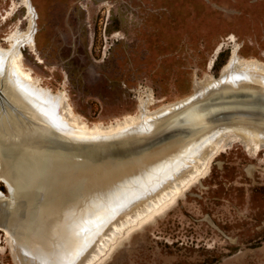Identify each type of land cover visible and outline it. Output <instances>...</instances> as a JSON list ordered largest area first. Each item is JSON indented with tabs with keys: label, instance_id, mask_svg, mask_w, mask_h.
<instances>
[{
	"label": "rangeland",
	"instance_id": "374dc122",
	"mask_svg": "<svg viewBox=\"0 0 264 264\" xmlns=\"http://www.w3.org/2000/svg\"><path fill=\"white\" fill-rule=\"evenodd\" d=\"M31 2L33 9L29 13L24 0H0L2 46L10 48L11 42L4 41L7 37L17 39L26 68L43 87L54 93L63 92L74 112L89 125H111L131 115L140 116L144 123V129L133 126L119 136L85 141L106 144L103 148L87 145L69 153L77 165L81 161L100 162L97 157L117 162L98 176L109 171L122 173L132 162L142 160L140 157L131 161L134 155L162 151L168 144L192 141L200 133L172 127L175 117L166 118L175 110L171 115L152 118L143 115L142 101L148 111L155 112L191 97L195 79L204 80L207 75L219 78L235 50L242 59L264 65V0ZM30 40L34 48L29 46ZM214 93L217 91L190 103L204 102ZM228 113L217 110L212 118L222 122ZM158 124L162 127L154 135ZM129 134L138 135L137 141L123 139ZM175 154L121 189L91 199L88 209L66 213L64 222L51 227L48 237L40 241L37 253L51 264H88L101 242L99 233L106 234L110 218L122 213L116 211L99 218V209L106 202L123 201L130 196L134 202H142L146 191L151 196L177 180L183 151ZM97 178L90 172L80 182L72 179L66 186L68 201H76L81 190ZM0 192L9 196L3 182ZM61 200L62 196L46 197L44 204ZM132 205L127 206L132 209ZM2 230L0 264H19ZM80 235L85 239L83 245H68L66 237ZM127 237L102 264H264V155L249 158L236 144L217 158L206 178L175 206ZM17 257L21 264H30L26 258Z\"/></svg>",
	"mask_w": 264,
	"mask_h": 264
},
{
	"label": "bare ground",
	"instance_id": "6f19581e",
	"mask_svg": "<svg viewBox=\"0 0 264 264\" xmlns=\"http://www.w3.org/2000/svg\"><path fill=\"white\" fill-rule=\"evenodd\" d=\"M24 4L28 7L30 13L33 9L31 0H24ZM4 41H10L11 46L10 48H5L0 43V84L3 86L8 99L21 113H16L17 111H12L7 108L10 121L13 123V132L15 135H18L16 137H19L23 133L26 134L25 131H22V128L31 131L27 137L28 142L31 143L27 153V162L31 167L28 172L29 181L34 180L32 177L36 175L37 169L40 168V166L56 167L59 162H62L63 170L65 174H67V161L70 160L68 149L72 147L75 148V150H81L82 147L86 145H93V143H86V140L119 136L133 126L144 129V123L141 122L142 118L132 115L123 121L111 125H89L80 115L74 112L72 106L68 102V98L63 92L58 91L59 93H54L47 89V87H43L39 82L40 80L34 76V73L26 68L23 55L17 48L19 44L17 39L12 41L11 37H7ZM29 46L34 48L32 40L29 41ZM220 49L221 48L218 49V53ZM260 63L242 59L238 51L235 50L227 64L223 67L219 78H213V76L207 75L204 80L195 79L194 94L191 97L188 96L189 98L187 99L162 106L155 112L148 111L146 102L142 101L140 106L141 112H143V115H148L149 118L160 115H171V112L175 110L176 112L174 115L166 118L170 120L172 117L181 114V111H184L181 108L187 103L202 99L205 94H209L211 91H217V93L221 95L218 100H222L218 102V105L221 106L218 107V109H227L229 113L225 116L226 120L218 122L214 121V117H208L213 116L212 111L214 109L208 108L203 110L197 113L198 115L195 120L197 127L193 130H199L200 133L197 134L196 138L192 141H180L177 142V145L168 144L165 146L164 150L151 152V154H144L141 156L134 155L131 161H136L141 158L142 160L139 162H132L126 171L122 173L109 171L106 175L98 176L101 174V170L96 172L95 174L98 177L96 182L89 184L86 190H81L82 192L79 193L76 201H73L72 204L70 202L67 204L66 202L67 205L63 208H60L59 205L54 206L51 215L54 214L56 217L51 221L54 225L52 227H59L62 222H64L66 213L75 214L77 211L88 209L87 206L91 199L103 197V195L108 194L110 191L114 189L117 190L121 186L133 181V179L139 177L141 174L151 170L154 165L163 163L169 159L172 154H181L183 151L179 166V171L181 173L178 174L180 176L174 182L171 183L170 181L171 184L165 186V183V185H163L165 187L156 190L151 196L150 192L146 191L143 195L144 199L142 198V202H134L135 199L131 200L133 196H130L127 199H123V201L118 200L119 202H114L112 200L109 204H106L107 202L104 205L102 204L103 206L99 209L100 213H98L99 218L107 217L116 211L122 212L118 217L113 215L110 218L111 221H109V224L106 226V229H108L107 231L104 230L107 232L106 234L98 232L100 238H97L100 239L99 241L101 242L99 245L97 244V251L91 255L88 264H102L107 260L120 241L125 240L126 237L134 231L151 224L157 217L163 215L166 211L175 206L196 183L206 178L211 171L212 164L217 158L228 150L233 149L236 144L242 146L249 158L258 159L261 155H264V65ZM210 64V68H212L213 62ZM150 98L151 102H153L154 98L152 94ZM221 104H223V106ZM28 120L32 122L31 125H27L30 124L26 123L29 122ZM3 122L5 125H8V118L5 117L4 119L3 117ZM163 122L164 120L159 124ZM159 124L155 127L154 135L157 134L160 130L159 128L162 127L159 126ZM134 137L138 138L139 136L129 134L123 139H132ZM183 146L184 149H181ZM53 149L55 150L53 151ZM186 149L188 150L185 152ZM1 160L0 156V182H3L9 189V196H5L0 192V200H8L11 196L16 197L19 195L18 187L20 185L17 179L13 180L12 177L10 178L7 167L2 164ZM97 160L100 161L99 163H104L107 158L98 159L97 157ZM78 165L80 164L78 163ZM111 168L112 167L102 168V170H110ZM89 171L91 173L93 172L89 167L82 168L80 166L78 172H76L75 176L72 178V182H80L83 180L85 173H90ZM166 175L164 177H166ZM65 190L64 201H67L68 192L67 189ZM128 201L130 202L126 203ZM129 204H133L132 209L128 208L127 205ZM52 230L53 228H50L49 232ZM33 232L37 233L38 230H33ZM49 232L43 233L39 235V237L30 235L31 241L25 237L18 242L12 237V234L4 228V233L8 236V243L14 258L19 264L21 263L17 255L26 258L30 264H51L47 258L36 251L40 241L45 240ZM66 240L68 245H81L85 239L80 235L73 236L72 238L66 237ZM15 250L17 252H15ZM90 253H92L91 250ZM66 256L68 257V255ZM53 264H65V261H57V263L55 262Z\"/></svg>",
	"mask_w": 264,
	"mask_h": 264
},
{
	"label": "water",
	"instance_id": "95a60500",
	"mask_svg": "<svg viewBox=\"0 0 264 264\" xmlns=\"http://www.w3.org/2000/svg\"><path fill=\"white\" fill-rule=\"evenodd\" d=\"M218 95V93L210 94L208 99L201 103H189L190 105H188L181 114L176 116L170 124L172 127H182L192 131L195 130V127H197L195 123L198 115L197 113L208 108L214 109L212 114L217 110H227L218 109V107H221L218 105V102L222 101L218 100L221 97V95L217 97ZM221 105L223 106V104ZM7 108L21 114L20 110H17V107L8 99L3 86L0 84V156L2 164L7 167L10 178L12 177L13 180L17 179L20 185L18 187V196H11L8 200H0V229H7L16 239H24L27 237L29 241H31L30 235L39 237V235L49 232L50 228L53 226L51 221L54 220L56 216H54V214L51 215V213L54 206L59 205L60 208H63L70 202L68 199L64 201L65 195L63 191H65L67 188L66 186L70 184V181L75 176L76 172H78L80 166L82 168L89 167L96 173L100 170L102 171V168L114 166L117 162H111L110 160H106L104 163L81 161V164L77 165L69 155L70 160L67 161V174H65L63 170L62 162H59L56 167L40 166V168L37 169L36 175L32 177L34 180L29 181L28 172L31 167L27 162V153L31 143L28 142L27 137L31 131L22 128V131H25L26 134L23 133L19 137H16L18 135H15L13 132L14 127L13 123L10 121ZM3 117L4 119L5 117L8 118V125L4 124ZM208 117L212 118L210 116ZM26 123H30L27 125H31L32 122L29 121ZM132 140L137 141V137L132 138ZM105 145L106 144L99 143L91 146L94 148H103ZM54 150L55 149H53V151ZM72 150H75V148H69V153ZM75 151H78V149ZM82 162L84 163L82 164ZM59 196L63 198L60 202L57 201L56 203H49L48 205L44 204L46 197L52 199ZM33 230H38V232L35 233Z\"/></svg>",
	"mask_w": 264,
	"mask_h": 264
}]
</instances>
